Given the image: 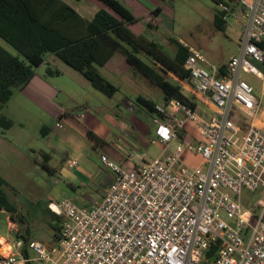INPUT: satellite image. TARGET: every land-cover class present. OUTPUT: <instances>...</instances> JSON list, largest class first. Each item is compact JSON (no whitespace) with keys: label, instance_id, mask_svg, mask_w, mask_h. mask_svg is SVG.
<instances>
[{"label":"built area","instance_id":"built-area-1","mask_svg":"<svg viewBox=\"0 0 264 264\" xmlns=\"http://www.w3.org/2000/svg\"><path fill=\"white\" fill-rule=\"evenodd\" d=\"M220 15L243 21L239 53L224 71L194 47L185 62L191 86L210 99L216 115L202 121L171 101L200 124V139L181 137L185 120L157 105L161 153H132L130 159L139 158L130 167L102 156L113 172L104 197L88 205L70 197L51 201L50 210L63 217L57 243L18 237L16 251L0 253V264L33 261L24 248L37 264H264V208L257 214L240 199L243 188L264 185V130L253 124L242 130L234 121L237 108L257 107L254 86L241 70L259 74L251 59H264V0L224 3ZM187 153L201 163L187 162Z\"/></svg>","mask_w":264,"mask_h":264},{"label":"rangeland","instance_id":"rangeland-1","mask_svg":"<svg viewBox=\"0 0 264 264\" xmlns=\"http://www.w3.org/2000/svg\"><path fill=\"white\" fill-rule=\"evenodd\" d=\"M71 1L87 17H92L100 8H106L98 0ZM125 1L138 17V21L130 25L131 29L158 41L168 53L174 54L181 42L187 47L199 49L210 62L215 63L239 51L243 21L230 17L226 29H218L214 19L216 12H221L222 4L214 0ZM158 7L161 11L154 13ZM0 44L13 54H18L1 38ZM51 65L61 68L63 73L46 75L48 62L36 68V72L44 73L57 88V94L48 95L46 108L33 102L25 93L17 91L3 108V114L14 123L8 129L0 127V174L9 184L3 186L4 191L23 218L18 223L23 228L29 227L30 235L47 246L57 243L52 225L61 222V217L58 221L48 211V203L58 202L63 196H68L77 205H88L91 199L98 198L95 192L97 185H93L85 175L88 174V167L91 176L93 169L95 177L110 175L109 170L106 173L107 167L102 161V156L108 157L110 146L126 154L146 152L149 158L158 156L164 149L165 146L156 140V114L145 107L137 99L138 96L150 98L169 111L173 104H166L164 91L127 62L128 69L123 68L120 62L115 63L117 71L109 66L100 68L119 87L112 96L97 89L79 71L62 61H51ZM166 77L190 95L174 74L168 73ZM64 110L69 111L65 116L62 115ZM73 114H83L85 117L74 121ZM177 116L185 120V128L197 127L198 123L186 117L182 111ZM58 117H64L66 130L55 131L52 128ZM44 126L52 130L44 134ZM87 126H96L109 144L96 143L88 135ZM133 136L137 137V141L133 140ZM75 145L81 146L83 150ZM175 146L176 142L172 148ZM46 152L51 155L48 161L51 171L43 166ZM138 158L134 156L132 160L138 161ZM74 159L79 164L71 167ZM186 159L194 161L188 156ZM80 166L84 174L76 171ZM70 171L79 178L71 176ZM240 199L245 208L257 207L255 212L260 214L264 208V185L255 191L243 188ZM7 215L6 211L0 210V234L5 236L10 234Z\"/></svg>","mask_w":264,"mask_h":264},{"label":"trees","instance_id":"trees-1","mask_svg":"<svg viewBox=\"0 0 264 264\" xmlns=\"http://www.w3.org/2000/svg\"><path fill=\"white\" fill-rule=\"evenodd\" d=\"M101 1L106 8L87 18L65 0H0V38L18 52L13 54L0 44V127L8 129L13 125V120L3 114V108L15 91L24 89L31 82L36 68L45 62H48L46 75L63 73L61 68L51 65V61L60 60L79 71L97 89L112 96L119 87L107 79L100 68L117 52L164 91L166 104L175 99L194 110V101L183 93L180 85L166 77L172 73L182 80L189 79L190 72L185 67L188 47L179 42L176 52L168 53L158 41L131 29L130 25L136 23L138 17L121 0ZM214 1L224 4L236 0ZM158 11H161L160 7L154 13ZM226 23L220 11L216 12L215 26L225 30ZM137 99L152 113L158 114L153 100L144 96ZM42 130L44 134L49 133L50 127L44 126ZM87 133L96 143L104 142L92 131ZM180 136L183 137L182 131ZM50 158L48 152L44 153L43 166L49 171L52 170ZM3 186L9 184L0 175V210L9 213L12 222L20 225L18 221L23 218L8 199ZM54 214L59 221L61 215ZM52 227L57 240L61 222ZM21 238L30 239L24 235ZM23 251L29 255L27 248Z\"/></svg>","mask_w":264,"mask_h":264},{"label":"crops","instance_id":"crops-1","mask_svg":"<svg viewBox=\"0 0 264 264\" xmlns=\"http://www.w3.org/2000/svg\"><path fill=\"white\" fill-rule=\"evenodd\" d=\"M65 1H67L71 6H73L77 11H79L83 15V13L81 12L82 9L75 7V5L72 3L71 0H65ZM98 1H101V0H98ZM121 1L129 8V6L126 3L125 0H121ZM85 17H87V16H85ZM87 18H91V17H87ZM239 51H240V44H239ZM239 51H238V53H239ZM238 53L237 52H233L227 58L222 59V60H217V62H215L214 64H217L218 66H220V68L224 71L226 69L227 63L230 60V58L233 55H236ZM251 61L257 66V68L259 70V74L250 72L249 70H247L245 68H242L241 76L243 78H245L249 83H251L254 86L255 98L257 100V107L255 109H253V110L245 109L244 107L237 108L236 112L234 114V121L242 130H245L251 124L256 125L257 127H260V128H262L264 130V59L263 60L251 59ZM116 62H120V64L124 66L123 68L128 69V67L126 66L127 60L125 59V57L123 55L118 54V53H115L113 55V57L104 66H109V67H111V69L113 71H117L118 67L115 65ZM128 65H130V64L128 63ZM44 75H45L44 73L36 72L34 77L31 80V82L24 89L17 90V91H21L22 93H25L33 102L37 103L38 105L42 106L43 108H46L45 107L47 105L46 104V99L48 98V95H55L58 92H57L56 86L52 83V80L48 79ZM176 77H177V79L182 81V83L184 85V88L187 89L188 92L190 93V95H188V94L184 93V91L182 90L185 95H187L191 100L194 101V103H195L194 112L200 117V119L202 121H208L212 117H214L216 115V112H215L214 105L211 103L210 99L208 97H203L200 94L196 93L194 91L193 87L191 86L189 80H187V79L186 80H182L178 76H176ZM17 91H15V93ZM140 96H142V95H140ZM148 99H150V98H148ZM169 103H171V102H169ZM156 104L160 105L158 103H156ZM172 110L176 114H178L180 112L179 110L174 108V106L172 107ZM68 112L69 111L64 110V114H62V115L65 116V115L68 114ZM72 117H73L74 121H80L82 117H85V115L83 116V114H81V115H79V114L74 115L73 114ZM63 118L64 117H58L57 118L54 127H52L55 131L66 130V124L63 122ZM58 123H61V126H58L57 125ZM199 126H200V124L198 123L197 127H195V128L188 127V126L186 128H184L182 130L183 137L192 140L194 143L197 142L200 139V137H201L200 127ZM52 128L50 130H52ZM89 130L92 131L94 134H96L98 137H100V138H102L104 140V142L100 143V144H107V145L109 144V141L108 140L106 141V139L103 137V132H101L99 129H97L96 126H94V127H88L87 126L86 127V131L88 132ZM138 131H140V129ZM133 140L137 141V137L133 136ZM156 140L158 141V138H156ZM74 141H76V140L74 139ZM77 148L83 150V148L81 146L77 147ZM93 151H95V150L93 149ZM107 152H108L107 156L110 158V160H112V161H114L116 163L120 162L119 164L127 165V167H130V166L134 165V161L135 160L130 159V155L133 152L132 153L129 152L127 154L126 153H121L117 147L115 148V147H111V146H110V149ZM187 156L191 157L192 160H194V161H188L186 159L187 162H189L192 165H198L202 161L200 156H193V155H191L189 153H187L185 155L186 158H187ZM78 164H79V162H78ZM71 167H73L72 164H71ZM70 168H68V169H70ZM108 170H109V174L110 175H108V176L105 175L103 178H101V177H95L96 176V172H95L94 169H93V175L91 176V174H90L91 169H90V167L87 168L88 174H86L85 176L89 177L91 179L93 185L94 184L97 185V188H96L95 192H96V194L98 196V198L91 199L88 202L89 204H92L94 202H98L104 197V195H105V193H106V191H107V189H108V187H109V185H110V183H111V181L113 179L112 170L107 167L106 168V173H107ZM76 171H78L80 173L84 172V170L82 169L81 166ZM70 175L78 177V175L77 174H73L72 171H70ZM65 197H68V196H63L62 198H65ZM49 203L47 205V208H49ZM48 211L55 218V216H54L55 212L53 213V211H51L50 208L48 209ZM7 217H8V230H9L10 234L6 236L7 238H6L4 243L7 244L10 247V249H12L11 252L16 251V248L13 246V244H14L15 239L18 238V237H21V235H24V236H27V237L29 236L30 239L39 240V239H37L35 237H32L30 235L29 227L23 228L21 226V224L17 225L15 222H12L9 213H8ZM62 220H63V217L61 216V222H62ZM17 226H19V228ZM3 247H4V245H0V248H3ZM28 253H29V256L33 260L32 264H37V262L35 260L36 255L30 250H28Z\"/></svg>","mask_w":264,"mask_h":264},{"label":"clouds","instance_id":"clouds-1","mask_svg":"<svg viewBox=\"0 0 264 264\" xmlns=\"http://www.w3.org/2000/svg\"><path fill=\"white\" fill-rule=\"evenodd\" d=\"M52 207H53V210H56V206L55 205H53ZM6 238L7 237L5 235H0V245H4L3 248H0V253H3V254L7 255V254H9L12 251V249H10V247L7 244L4 243Z\"/></svg>","mask_w":264,"mask_h":264}]
</instances>
